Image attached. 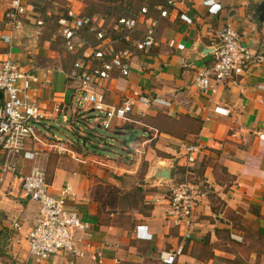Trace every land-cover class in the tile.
Returning a JSON list of instances; mask_svg holds the SVG:
<instances>
[{"label": "crops", "instance_id": "crops-1", "mask_svg": "<svg viewBox=\"0 0 264 264\" xmlns=\"http://www.w3.org/2000/svg\"><path fill=\"white\" fill-rule=\"evenodd\" d=\"M10 1L0 0V54L11 47L9 55L20 68L35 71L38 81L27 93L32 101L48 112L53 101L62 103L66 116L49 119L48 124L77 125L86 117L73 110L79 82L65 74L72 59L50 41L51 31L46 35L52 22L44 17L51 14L54 20L68 10L91 12L78 0H50L37 8L45 19L42 29L33 24L37 16L22 20L33 28L28 36L5 24ZM166 2L147 4L157 21V47L132 58L129 76L115 72L103 84L108 104L133 102L134 123L114 122L107 130L112 133L109 143L98 147L102 153L92 142L89 150L86 140L82 148L66 145L70 154L41 147L31 160L22 152L8 156L16 171L0 181V264H96L94 257L101 264H166L164 254L173 252L179 239L177 229L165 219L163 198L171 183L154 174L160 167L173 166L174 181L181 178L176 166L192 143L201 148L192 167L194 175L210 196L196 208L191 239L172 264H264V63L229 79L215 94L199 91L193 84L196 72L211 64L210 52L226 25L252 52L264 54V21H259L258 12L263 0H213L220 8H207L203 0H174L175 7ZM158 7L167 10L166 17H160ZM104 14L111 21L121 12L92 13L97 18ZM139 97L150 103L140 102ZM215 107L228 110V116L215 114ZM96 121L100 127V116ZM120 136L131 143L126 147L122 142L123 154L111 150L112 141ZM143 164L146 170L140 174ZM201 165L205 168L199 174ZM33 169L45 174L53 197L59 198L69 187L66 207L89 226L85 233L74 234V244L84 256L60 253L37 263L29 255L26 238L39 219V206L24 197L20 179Z\"/></svg>", "mask_w": 264, "mask_h": 264}, {"label": "built area", "instance_id": "built-area-1", "mask_svg": "<svg viewBox=\"0 0 264 264\" xmlns=\"http://www.w3.org/2000/svg\"><path fill=\"white\" fill-rule=\"evenodd\" d=\"M49 1L38 0V4L43 7ZM139 1L142 3L140 8L131 10L129 16H121L115 22L107 21L106 14L97 18L72 10L54 20L51 14L44 17L47 22H52L48 27H54L50 41L72 59L71 69L65 74L66 78L79 82L74 97H81L77 103L80 105L82 102L84 107L83 110L77 108V112L101 114L99 125L106 131L112 129L114 122H134L130 119L133 102L127 100L120 106L108 104L102 93L104 82L115 72L122 77L129 76L132 58L139 53L147 54L158 45L157 21L150 16L147 5L151 0ZM166 3L176 6L174 0H167ZM203 5L220 8L213 0H203ZM158 11L160 17L167 16L168 12L163 7H158ZM36 16L38 19L33 24L42 29L45 19L38 15L33 0H11L4 21L10 27H17L22 20H31ZM181 20L189 23L185 16H181ZM5 43L12 45L10 39H5ZM9 53L10 50L0 54V181L7 173L15 174V167L8 161L11 154L22 152L24 158L31 160L41 147L50 148L58 154H70L64 142L49 135L54 122L51 125L46 122L56 116H66L62 103L53 101L48 112L32 101L27 93L37 83V75L32 69H21ZM211 56V64L196 72L193 84L199 91L212 94L229 79L243 76L251 66L264 63V54L252 52L242 44L239 34L229 25L220 30ZM139 101L150 103L149 99L143 97H139ZM151 101L166 104L155 99ZM213 112L228 116V110L222 107H215ZM27 145L31 149L26 150ZM200 152V146L194 143L184 148L178 166L184 170L182 179L180 182L174 181L163 198L165 219L177 229L179 239L175 250L164 254L162 261L166 264H172L183 253L184 244L191 239L195 210L207 197L205 187L188 177V170L192 169ZM20 188L24 197L39 206V219L26 238L29 255L37 263L60 253L70 254L74 258L84 256V251L74 244V234L85 233L89 226L76 212L66 207L69 187L61 192L59 198H55L48 192L45 174L33 169L29 175L21 177ZM13 228L19 230L20 226L14 223ZM93 260L101 264L97 257Z\"/></svg>", "mask_w": 264, "mask_h": 264}, {"label": "rangeland", "instance_id": "rangeland-1", "mask_svg": "<svg viewBox=\"0 0 264 264\" xmlns=\"http://www.w3.org/2000/svg\"><path fill=\"white\" fill-rule=\"evenodd\" d=\"M61 2L63 3V0H52V2ZM77 1V0H76ZM79 4L81 3L83 5V9L85 6H87V11L91 13L96 14H102L103 12H107L108 14L112 15H118L122 10L127 9L134 10L138 7L139 1L138 0H78ZM52 28H54L52 26ZM51 27L47 28L46 35H49L50 31L52 32ZM14 46V43L12 44ZM11 51V48H10ZM81 101V97H75L74 99V105L73 110H83V103L81 102L80 105H78V101ZM70 116V115H67ZM80 116H85V119L79 120L77 125H70L62 123V126H58L53 124L52 129L50 131L51 135H54L55 138L61 140L68 146L73 147H83V142L87 140V148L89 150L94 148L98 151V147L104 148L106 145H104L103 142L109 143V137L112 135L111 132L104 130L101 127L97 126L96 116H101V114L97 112H81ZM132 116V113H131ZM61 121V118H60ZM76 128L74 131V128L71 129V127ZM81 130L82 132L78 131ZM50 135V136H51ZM108 141H107V140ZM128 137L126 136H120L117 140L112 141V144L114 148L111 150H115L117 153L123 154L124 149L123 143L124 141H127ZM89 142L93 143V146L89 144ZM126 147L131 146V143L124 142ZM127 143V144H126ZM110 148V147H108ZM101 153L104 152V150H99ZM110 154L111 156H114L113 152L106 153ZM142 168V169H141ZM140 168V174H142L146 170V165L143 164V166ZM177 180V179H176Z\"/></svg>", "mask_w": 264, "mask_h": 264}, {"label": "water", "instance_id": "water-1", "mask_svg": "<svg viewBox=\"0 0 264 264\" xmlns=\"http://www.w3.org/2000/svg\"><path fill=\"white\" fill-rule=\"evenodd\" d=\"M258 12H259V21L263 22L264 21V0L258 6ZM17 27L19 29H21L23 32H25V34H27L28 36L29 35L31 36V32L33 29L31 26L25 25L23 23H19ZM211 52H212V50H211ZM0 98H1V94H0ZM174 169L175 168L173 166H171V167H160L156 170L154 177L159 179V180H163V181L170 182L171 184H173L174 183V172H175Z\"/></svg>", "mask_w": 264, "mask_h": 264}, {"label": "trees", "instance_id": "trees-1", "mask_svg": "<svg viewBox=\"0 0 264 264\" xmlns=\"http://www.w3.org/2000/svg\"><path fill=\"white\" fill-rule=\"evenodd\" d=\"M33 2L35 3L36 8H41V7H40L41 5L39 6V4H38V0H33ZM139 6H141V2H140V1H139ZM139 6H138V7H139ZM139 8H140V7H139ZM130 11H131V10L128 11L127 9L122 10V11H121V14H119V16H118L117 18H119V17H121V16H129ZM85 15H87V16H92V13H85ZM111 15H112V14H111ZM117 18L111 20V22H115V20H116ZM200 168H201V169H200L201 171H199V174L202 173V171L204 170L205 166H204V165H201ZM176 169L178 170L179 167L176 166ZM178 172H179V174H181V178L177 179L175 182H180V181H181V179H182V175H183V173H184V170L181 168V170L178 171ZM188 172H189V176H188L189 179H190L192 182H197L198 180L196 179L197 177L194 175V170H193V169H190V170H188ZM207 195L210 196L209 192L207 193ZM211 199H213V198H211ZM183 251H184V250H183Z\"/></svg>", "mask_w": 264, "mask_h": 264}]
</instances>
